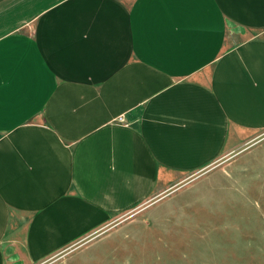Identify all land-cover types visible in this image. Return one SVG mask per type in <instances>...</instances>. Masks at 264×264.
<instances>
[{
    "label": "crops",
    "instance_id": "obj_1",
    "mask_svg": "<svg viewBox=\"0 0 264 264\" xmlns=\"http://www.w3.org/2000/svg\"><path fill=\"white\" fill-rule=\"evenodd\" d=\"M263 140L264 0H0V264L54 263Z\"/></svg>",
    "mask_w": 264,
    "mask_h": 264
},
{
    "label": "rangeland",
    "instance_id": "obj_2",
    "mask_svg": "<svg viewBox=\"0 0 264 264\" xmlns=\"http://www.w3.org/2000/svg\"><path fill=\"white\" fill-rule=\"evenodd\" d=\"M51 264H264V140Z\"/></svg>",
    "mask_w": 264,
    "mask_h": 264
},
{
    "label": "built area",
    "instance_id": "obj_3",
    "mask_svg": "<svg viewBox=\"0 0 264 264\" xmlns=\"http://www.w3.org/2000/svg\"><path fill=\"white\" fill-rule=\"evenodd\" d=\"M118 119H119L120 121H123V120H124V118H123L122 116H120Z\"/></svg>",
    "mask_w": 264,
    "mask_h": 264
}]
</instances>
